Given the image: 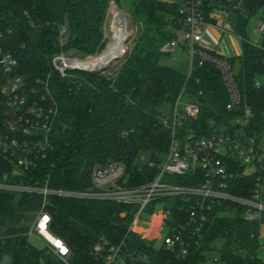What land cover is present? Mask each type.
Here are the masks:
<instances>
[{
	"label": "trees",
	"instance_id": "trees-1",
	"mask_svg": "<svg viewBox=\"0 0 264 264\" xmlns=\"http://www.w3.org/2000/svg\"><path fill=\"white\" fill-rule=\"evenodd\" d=\"M110 1L117 2L0 0V46L11 52L15 72L23 80L49 74L48 86L57 109L43 155L32 167L9 171L0 181L35 185L47 176L51 187L81 190L90 185L92 166L116 162L124 168L127 185L139 184L157 172L156 164L168 145L161 119L180 89L199 105L196 119L185 121L181 129L198 131L205 128L208 117L231 116L224 108L227 98L220 73L211 62L198 65L193 58L189 72L182 73L160 61L169 53L159 48L174 37L178 26L176 2L136 0L131 5L127 12L135 28L131 46L114 73L69 70L59 77L50 72V60L58 53L84 57L102 49V28ZM251 13L232 14L240 53L227 61L232 67L237 63L233 79L240 104L250 109L252 127L258 129L264 125V49L251 43L244 33ZM140 152L147 153L146 162L135 160ZM243 178L237 183L246 182L249 187L250 179ZM175 180L195 183L180 176ZM232 192L247 193L236 188ZM40 202L37 194L17 192L13 206L16 213L35 211ZM164 202L168 209L165 225L175 226L182 220L176 207L183 201L175 197ZM43 209L50 215L49 231L69 248L70 264H104L110 247H118L124 264H264V256L257 255L258 229L264 217L245 221L239 215L240 208L228 202L210 207L206 222L190 238L184 254L154 247L151 240L128 229L133 208L127 205L49 195ZM215 240L220 241L217 248ZM96 244L100 250L94 254ZM211 250H215L214 255H208ZM0 264L63 263L44 245L33 246L26 226L8 224L0 227Z\"/></svg>",
	"mask_w": 264,
	"mask_h": 264
},
{
	"label": "built area",
	"instance_id": "built-area-1",
	"mask_svg": "<svg viewBox=\"0 0 264 264\" xmlns=\"http://www.w3.org/2000/svg\"><path fill=\"white\" fill-rule=\"evenodd\" d=\"M242 2L179 0L174 37L159 48L171 53L178 44L182 45L189 66L193 58L198 65L211 62L220 73L227 98L224 108L231 116L225 119L208 117L205 128L198 131L181 129L185 121L196 119L199 105L180 89L167 115L161 119L168 132V145L156 164L157 172L150 180L139 184L127 185L124 168L116 162L92 166L90 185L81 190L51 187L47 176L35 185L0 181V190L34 193L41 198L34 211L33 223L26 226V235L39 238L63 264H70L68 246L49 231L50 215L43 209L49 195L130 206L133 215L128 229L151 240L153 246L154 240L158 239L159 244L154 247L176 249L180 254L185 253L188 241L206 222L207 211L214 204L228 202L236 205L245 221H259L264 217V151L258 146L264 135V125L258 129L252 127L251 111L240 104L234 72L227 61L233 54L227 48L226 38L239 41L236 28L233 24L231 31H227L216 23L218 18L224 19L240 11ZM263 16L264 13L254 27L258 34L264 33ZM55 58L56 64L53 63ZM89 61L69 53H58L50 60V72L64 77L70 69L83 68L81 64ZM15 66L16 60L11 52L0 46V154L17 168L28 169L49 145L57 109L48 86L49 74L28 82L15 72ZM255 85H258L257 81ZM166 175L172 178H165ZM178 176L195 183H176ZM243 177L250 179L249 187L246 182L237 183ZM234 188L247 193H233ZM175 197L183 201L176 207L182 220L169 227L165 225L168 209L164 199ZM136 220L142 222L141 228H135ZM145 228L149 231L143 232ZM92 250L96 254L100 246L96 244ZM103 262L124 264V257L118 254V247H110Z\"/></svg>",
	"mask_w": 264,
	"mask_h": 264
},
{
	"label": "rangeland",
	"instance_id": "rangeland-1",
	"mask_svg": "<svg viewBox=\"0 0 264 264\" xmlns=\"http://www.w3.org/2000/svg\"><path fill=\"white\" fill-rule=\"evenodd\" d=\"M117 1L118 2H116V5L113 2H112V5L125 19V21L127 23V33L130 34L129 40H127L124 43V52H125L131 46L130 39L133 36L135 28L130 21L128 13L125 12L124 10H127V9L129 10L131 5L136 0H117ZM173 1L177 2L178 0H173ZM107 8L109 9V5ZM121 9H124V10H121ZM251 9L253 10V13H251V15L246 20V24L244 26V33L250 41L255 42L262 36V34L254 33L253 27L255 26L259 17L264 13V0L260 3H257L256 0H249V1H247V4H245V5H244V3H242L240 11L242 13H246L247 10H251ZM111 22H112L111 15L108 13L105 16V20H104L103 28H102L103 34H105L104 45L100 51H98L92 55H88L89 57L88 56L82 57V58H88L90 60L87 63H83L85 68H92V67L97 66L96 59L105 50V48H106V46L110 40L109 38L111 35ZM216 23L222 25V27H224L227 31H231L232 26H233V19L231 18V16L224 18V19L218 18ZM222 40H224V39L222 38ZM122 57L118 60L111 62L110 65L108 66V68L103 72L106 74L114 73V71L117 69L118 65L120 64ZM160 61H161V63H163L167 66H171L173 68H176L180 71H183V72L188 71L189 58H188V55L185 53L183 46L180 44H178L174 48V50L171 53H169L168 55H163L160 58ZM91 65H92V67H91ZM236 68H237V63L235 62L233 64L232 71L234 72L236 70ZM258 146L262 151H264V135L261 138V140L259 141ZM0 156L2 158H4V160L7 162L8 167H9V171H11V172L17 171V169H18L17 166L13 165L12 162L9 159L5 158L3 155L0 154ZM147 158H148L147 153L140 152L136 155L135 160L137 162L143 163V162L147 161ZM1 177L2 176H0V179H1ZM15 195H16V192L9 191V190H0V227H5L8 224H11L13 226H17V225L29 226L32 224V222L34 220V217H35L34 211H25V212H17V213L15 212L14 207H13V199H14ZM141 225H142V222L139 220H136L134 222L135 228H141ZM142 230H143V232H148L149 228H145ZM161 233H163V232H161ZM28 241L35 247H42V245H43L42 241L39 238L34 237V236L29 235ZM258 241H259V248L257 251V255H258V257H263L264 256V224L259 225ZM153 244H154V246H157L159 244V240L155 239ZM213 245L217 248L220 245V241L215 240ZM214 254H215V250H211L208 253V255H214Z\"/></svg>",
	"mask_w": 264,
	"mask_h": 264
},
{
	"label": "bare ground",
	"instance_id": "bare-ground-1",
	"mask_svg": "<svg viewBox=\"0 0 264 264\" xmlns=\"http://www.w3.org/2000/svg\"><path fill=\"white\" fill-rule=\"evenodd\" d=\"M111 19L110 40L105 50L97 57V66L103 64L106 60L112 57L120 56L121 52L124 50L123 40L127 33V23L117 10L111 15ZM81 67L85 68L83 63L81 64Z\"/></svg>",
	"mask_w": 264,
	"mask_h": 264
},
{
	"label": "crops",
	"instance_id": "crops-1",
	"mask_svg": "<svg viewBox=\"0 0 264 264\" xmlns=\"http://www.w3.org/2000/svg\"><path fill=\"white\" fill-rule=\"evenodd\" d=\"M163 1H167V2H174L173 0H163ZM179 1V0H178ZM178 1L176 2V3H178ZM247 1H249V0H244V5L245 4H247ZM257 1V3H260V2H262L263 0H256ZM118 2V1H117ZM116 5V4H115ZM118 8V7H117ZM108 9V8H107ZM121 10H124V9H121ZM116 11V9H115V7H113V5L111 4V5H109V9L106 11V14H110V15H112L114 12ZM125 12H128V9L127 10H124ZM250 11H252V13H253V10L251 9ZM106 16V15H105ZM105 20V19H104ZM255 27V26H254ZM254 27H253V32L254 33H256L255 31H254ZM256 34H258V33H256ZM248 39V38H247ZM226 40H227V48H228V50L233 54V56H237L239 53H240V48H239V41H238V39H236V38H233V37H229V38H226ZM249 40V39H248ZM250 41V40H249ZM251 43H253V44H255V45H257V46H260V47H262L263 49H264V33L262 34V36L257 40V41H255V42H252V41H250ZM189 63V62H188ZM189 66V65H188ZM190 67V66H189ZM189 67H188V71H189ZM176 69V68H175ZM178 70V69H177ZM178 71H180V70H178ZM188 71L187 72H183V71H180V72H182V73H188ZM9 172V167H8V164H7V162L4 160V158H2L1 156H0V176H4V175H6L7 173ZM14 207V206H13ZM35 213V212H34ZM35 216H36V214H35ZM34 219H35V217H34ZM34 221V220H33ZM33 223V222H32ZM143 225V224H142ZM141 225V226H142ZM17 226H23V225H17Z\"/></svg>",
	"mask_w": 264,
	"mask_h": 264
},
{
	"label": "water",
	"instance_id": "water-1",
	"mask_svg": "<svg viewBox=\"0 0 264 264\" xmlns=\"http://www.w3.org/2000/svg\"><path fill=\"white\" fill-rule=\"evenodd\" d=\"M111 3H112V1H110V2L108 3V5H110ZM104 37H105V34H103V38H104ZM129 37H130V34L126 33V35H125V37H124V40H123V44H124L127 40H129ZM124 53H125V52H124V50H123V51L121 52L120 56L112 57V58L106 60L103 64H100V65L96 66L95 68H94V67H93V68H90V69H88V68H77V69L72 68V69H70V70H81V71H85V72H96V73H100V72L105 71V70L108 68V66L110 65L111 62L120 59V58L124 55ZM56 62H57V58H55V59L53 60V63H54V64H56Z\"/></svg>",
	"mask_w": 264,
	"mask_h": 264
}]
</instances>
